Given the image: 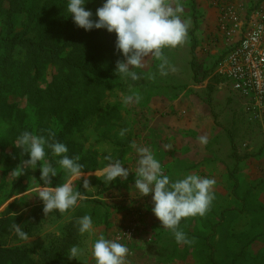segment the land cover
<instances>
[{
	"label": "rangeland",
	"instance_id": "1",
	"mask_svg": "<svg viewBox=\"0 0 264 264\" xmlns=\"http://www.w3.org/2000/svg\"><path fill=\"white\" fill-rule=\"evenodd\" d=\"M15 1L0 0V7L10 8ZM259 1L238 3L245 14ZM23 2L36 17L31 28H39L47 41L72 44L74 34L89 36L67 16V0ZM181 2L182 19L190 21L188 38L182 45L163 49L166 74L158 68L160 61L148 56L143 67L135 69L141 74L139 80L122 77L115 69L124 57L116 52L102 60L103 70L114 77L102 83L96 79L103 89L86 104L74 98V78L57 84L53 66L35 81L42 93L38 106L34 93L29 99L22 93L13 65L5 72L0 69V221L7 219L4 227L17 223L23 228L38 219L30 224L27 240L13 229L0 241L3 247H22L28 259L12 262L0 257V264H83L68 259L73 245L86 250L80 257L85 264H95L91 246L100 235L128 246L126 264H214L209 257L212 245L219 250V264H264V122L251 118L243 98L216 73L223 43L212 44L217 18L214 0ZM102 4L103 0H88L85 7L95 19ZM5 15L1 10L0 57L7 54L4 39L25 35L28 25L24 13L14 16L13 27L6 24ZM21 56L16 50L14 57ZM127 96H133L129 103L124 101ZM56 102L65 103V108L55 109ZM74 118L80 130L73 127L70 120ZM123 129L127 131L121 136ZM26 130L46 137L51 132L55 140L67 145V155L80 157L84 176L73 177L72 182L84 198L76 207L64 213L38 212L43 207L37 196L43 183L39 167H27L23 180L22 175L11 173L29 158L13 144ZM200 136H207L208 142L202 144ZM133 143L148 147L172 179L190 173L215 179L210 210L203 217L182 218L179 224L194 243H177L172 231L162 227L151 211L152 194L141 196L135 188L138 156ZM46 153L58 169L52 186L66 182L69 176L56 163L59 157L50 149ZM106 156L120 159L129 168L126 180L118 177L109 184L103 182V169L109 163ZM84 179L89 181L87 188ZM85 214L93 218V231L82 235L76 221Z\"/></svg>",
	"mask_w": 264,
	"mask_h": 264
},
{
	"label": "clouds",
	"instance_id": "2",
	"mask_svg": "<svg viewBox=\"0 0 264 264\" xmlns=\"http://www.w3.org/2000/svg\"><path fill=\"white\" fill-rule=\"evenodd\" d=\"M88 0H67L66 10L73 22L86 31L92 29H106L116 34L115 47L124 57L116 63L115 73L132 81L139 80L141 74L135 71L143 67L146 57L152 56L160 61L158 68L161 74H166L163 49L175 48L184 44L188 38L190 21L182 19L184 11L181 0H103L102 6L95 11V19L91 9L85 5ZM65 16V17H67ZM133 96L124 98L125 103L131 102ZM139 101L140 97L135 96ZM127 130L120 132L125 135ZM202 144L208 142L207 136H200ZM20 149L22 155L28 154V159L23 160L11 173L15 177L22 175L27 167L40 169V180L37 196L43 201L45 215L58 210L64 213L77 206L78 200L83 199L82 193L73 186L72 178L81 179L84 165L79 162L78 155L69 156L65 143L54 139V134L48 136L36 134L32 131L22 132L13 142ZM138 159V167L135 171V188L141 196L152 194L153 206L151 211L160 220L162 227L170 229L177 243L192 244L185 232L180 230L179 224L182 218L203 217L210 210L215 193L213 186L216 181L208 176H200L197 173L184 175L182 178L172 179L164 174L162 164L153 152L145 146L132 144ZM169 149L171 145L167 146ZM46 149H50L52 155L59 157L56 163L68 176L66 182L52 186V177H56L58 169L46 159ZM109 161L103 169V182L108 184L118 177L126 180L129 168L124 167L120 159L106 156ZM84 188L89 186L88 179L83 181ZM80 234L93 231V218L85 214L76 221ZM17 236L27 240V233L21 225H12ZM85 249L73 245L69 249L68 259H78L85 264L80 257L85 255ZM129 248L118 239H109L104 235L98 236L91 246V255L95 264H126Z\"/></svg>",
	"mask_w": 264,
	"mask_h": 264
},
{
	"label": "trees",
	"instance_id": "3",
	"mask_svg": "<svg viewBox=\"0 0 264 264\" xmlns=\"http://www.w3.org/2000/svg\"><path fill=\"white\" fill-rule=\"evenodd\" d=\"M23 1L16 0L10 8L4 7L5 5L0 7V11L3 10L6 13V24L10 23L11 27L14 26L12 19L16 14L24 13L28 18V31L26 30L25 35L20 37L19 34H13L11 38L4 39L3 44L7 54L4 57H0V69L5 72L13 65L15 67V75H18V78L20 77L22 81V93L28 99L31 98V93H34V98L38 100V106L42 93L35 81L45 68L53 66L56 69L57 76L55 81L57 84H64V78L67 80L74 78V98L79 101L78 103H88L98 91L103 89L98 86L99 82L96 84V79L99 78L98 81L102 83L104 80L107 82L114 77V75L109 76L103 70L104 63L102 60L119 52L115 47L116 34L114 32L102 33L99 29H96L88 31L87 35L89 36L74 34V42L72 44H69V40H67L68 43L64 42L63 44L47 41L42 36L39 28H31L36 17H33V10L26 7V3ZM195 49L196 46L194 45L192 51L194 64L197 62ZM16 50L22 55L19 59L14 57ZM63 104L65 106V103ZM63 104L60 105L59 102H56L55 109L63 110L65 108ZM100 115L103 116V114ZM50 121L53 123V120ZM70 121L74 122V128L78 127L76 118ZM21 178L22 180L24 179L23 174ZM42 209L43 207L39 208L38 212L42 211ZM37 220L30 224H36ZM6 221L7 219L0 221V241L13 231V228L2 226ZM30 224L24 225L22 230L28 233ZM218 252L217 246L212 245L209 257L214 264H219L217 261ZM0 257L12 262H21L28 259L22 247H3L1 243Z\"/></svg>",
	"mask_w": 264,
	"mask_h": 264
},
{
	"label": "built area",
	"instance_id": "4",
	"mask_svg": "<svg viewBox=\"0 0 264 264\" xmlns=\"http://www.w3.org/2000/svg\"><path fill=\"white\" fill-rule=\"evenodd\" d=\"M214 6L212 44L223 43L216 73L243 98L251 118L264 122V0L245 14L238 0H214Z\"/></svg>",
	"mask_w": 264,
	"mask_h": 264
}]
</instances>
